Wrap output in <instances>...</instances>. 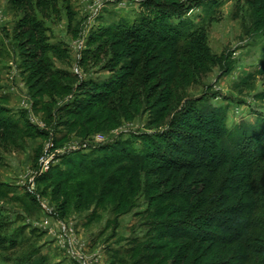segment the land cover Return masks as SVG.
Masks as SVG:
<instances>
[{"label":"rangeland","instance_id":"1","mask_svg":"<svg viewBox=\"0 0 264 264\" xmlns=\"http://www.w3.org/2000/svg\"><path fill=\"white\" fill-rule=\"evenodd\" d=\"M17 1L0 0V118L21 128L0 129V191L9 198H0V205L7 210L4 217L16 221L13 229L24 230L9 234L18 239L17 246L0 250V264H22L32 251L35 264H210L212 258L182 262L186 241L158 239L162 234L153 223L180 217L155 213L161 204L153 203V193L145 189L154 177L133 179L142 186L122 208L117 187L94 184L99 177L82 186L77 179L67 185L39 180L51 170L68 171L66 161L76 154L102 160L96 150L105 145L126 141L143 150L142 137L172 133L171 119L194 106H186L189 100L199 106L202 100L207 106L230 105L229 127L264 116V7L255 0H207L182 17L207 25L210 56L203 62L202 57L186 60L170 48L160 60L163 68L152 66L156 74L150 84L131 80L129 93L115 97L108 109L96 106L72 115L69 109L78 101L96 103L97 88L116 80L130 59L141 68L142 53L151 55L154 48L146 47L135 58L118 60L126 49L104 37L149 15L148 0H48L57 9L50 4L42 12L35 3L27 8ZM33 20L44 21L49 42L64 50L63 58L52 59L54 69L65 75H47L37 66V40L29 31ZM176 21L178 16L171 20ZM94 52L98 59L92 58ZM135 94L140 98L132 103L128 96ZM105 173L108 180L112 172Z\"/></svg>","mask_w":264,"mask_h":264},{"label":"trees","instance_id":"2","mask_svg":"<svg viewBox=\"0 0 264 264\" xmlns=\"http://www.w3.org/2000/svg\"><path fill=\"white\" fill-rule=\"evenodd\" d=\"M206 1L148 0L144 6L149 15L141 16L131 27L120 26L116 31L104 34L107 40H116L118 48L126 49L122 55H117L118 60L123 55L135 58L133 56L146 47L154 49L150 56L142 53V59H139L142 61L141 68L138 60L130 59L121 67L116 80L105 83L101 89L97 88L101 93L93 97L97 99L96 103L78 101L70 107V114L80 115L96 106L108 109L114 105L115 97L129 87L131 80L136 84L138 79L150 84L156 74L152 66H157L160 60L165 61L162 56H168L170 48L192 62L210 56L207 25H195L182 18ZM254 3L264 7V0H255ZM15 4L26 5L27 8L34 4L33 7L42 12L51 3L48 0H19ZM212 4L217 6L218 2L213 1ZM53 7L57 9V4L54 3ZM176 16L178 21L172 23ZM29 27V31L33 32L32 38L37 40L39 53L35 58L40 60L37 66L47 75H65L54 69L52 57L63 58L65 52L49 42L45 22L33 20ZM161 44L165 45L163 49L157 46ZM99 57L93 53L92 58ZM163 66L160 63L158 67L161 69ZM139 98L138 94L128 96L132 103ZM203 101L199 106L197 101L191 103L189 100L186 106H194L174 114L169 123L174 129L167 137H142L143 150H137L131 142L124 141L99 147L96 152L103 156L100 161L76 154L66 161L70 167L68 171L51 170L39 183L53 181L67 185L77 179L82 186L90 182L89 179L99 177L100 180L94 184L101 181L106 182L104 189L107 185L117 187L121 200L119 206L122 208L142 186L133 179L141 175L154 177L155 180L145 189L153 193V203L161 204L155 213L165 211L180 218L159 221L153 226L162 234L158 239L187 242L188 252L181 255L182 262L192 258L195 261L212 258L210 264H264V116L255 115L257 119L253 123L244 121L229 127L230 105L213 107L202 104ZM0 129L21 130L19 125L7 123L1 118ZM105 172H112L108 180L103 177ZM85 187L90 192L91 186ZM157 192L161 193L158 195ZM0 198L9 199L2 189ZM175 201L182 203L173 205ZM6 211L0 205V250L9 244L17 246L18 239L10 238L9 234L16 236L24 230V227L13 229L16 221H8L3 215ZM35 252L32 251L22 264H35Z\"/></svg>","mask_w":264,"mask_h":264},{"label":"built area","instance_id":"3","mask_svg":"<svg viewBox=\"0 0 264 264\" xmlns=\"http://www.w3.org/2000/svg\"><path fill=\"white\" fill-rule=\"evenodd\" d=\"M84 147H85V148H88V144H85ZM46 167H47V169L49 168V167H48V164H47Z\"/></svg>","mask_w":264,"mask_h":264}]
</instances>
